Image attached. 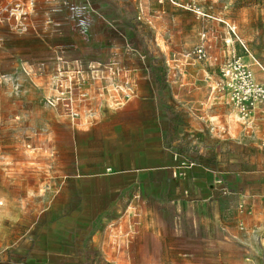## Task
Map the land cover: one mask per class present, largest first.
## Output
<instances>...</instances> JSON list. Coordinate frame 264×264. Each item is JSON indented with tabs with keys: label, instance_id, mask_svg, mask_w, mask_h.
<instances>
[{
	"label": "rangeland",
	"instance_id": "rangeland-1",
	"mask_svg": "<svg viewBox=\"0 0 264 264\" xmlns=\"http://www.w3.org/2000/svg\"><path fill=\"white\" fill-rule=\"evenodd\" d=\"M239 67L264 87V0H0V264H264V216L238 198L264 189L262 149L238 141L252 120L232 100ZM78 80L80 117L157 110L181 157L215 173L214 205L144 178L123 262L75 261L53 239L84 244L81 224L101 219L73 212L77 121L61 100ZM197 116L203 131L190 124Z\"/></svg>",
	"mask_w": 264,
	"mask_h": 264
},
{
	"label": "crops",
	"instance_id": "crops-1",
	"mask_svg": "<svg viewBox=\"0 0 264 264\" xmlns=\"http://www.w3.org/2000/svg\"><path fill=\"white\" fill-rule=\"evenodd\" d=\"M123 84L125 81H119L112 86L123 88ZM108 100H105L104 107L109 106ZM134 100L124 102L129 105ZM92 119L81 116L72 123L76 132L70 148L72 174L81 188L74 193L77 201L73 212L101 215V219L98 222L93 218L91 223L81 224V230L89 232L84 237V244L79 243L76 236L53 235L54 241L61 242L63 249H68V253L61 251L59 255L71 254L73 249L71 256L75 261H92L93 256H100L104 262H123L128 240L140 229V225L134 222V205L141 197L140 185L144 178L156 182V176H164L174 184L173 198L197 202L212 199L214 205L215 173L204 163L187 162L181 157L174 144H170V139L167 140L166 118L157 110L108 109ZM199 119L203 121L197 116V120L190 119V124L197 131H203ZM250 119V130H247L250 132L242 137L234 134V138L241 137L239 142L260 147L264 154V105L253 111ZM212 135H216L214 129ZM260 177L264 182V164ZM240 192L238 198L252 218L264 216V189L255 197L245 189ZM89 205H92L91 210ZM78 226L74 223V230ZM78 256L90 258L79 259Z\"/></svg>",
	"mask_w": 264,
	"mask_h": 264
},
{
	"label": "built area",
	"instance_id": "built-area-1",
	"mask_svg": "<svg viewBox=\"0 0 264 264\" xmlns=\"http://www.w3.org/2000/svg\"><path fill=\"white\" fill-rule=\"evenodd\" d=\"M204 36L205 35L203 34V37ZM192 54L197 60H203L206 58L205 49L201 45L196 46L192 51ZM239 69H242L240 70L242 82L241 84L239 82V85L234 87L232 100L243 118L248 119L252 112L255 111L256 107L264 105V87L255 83L251 75L243 68L239 67ZM60 78L59 76L54 77L56 83L60 82ZM125 81L126 84H129L127 80ZM78 85H80V80H78L77 83L71 81L69 87L64 90L66 97H62L61 100L63 101V106L72 121H77L80 118V113L78 112V108L74 107V103H76V101L85 100L88 97L86 93L80 91V88H77ZM76 91H78V94H76ZM127 91L128 93H124L122 96L124 100L129 99L134 95L130 88H128ZM64 93L62 92L61 94L64 95Z\"/></svg>",
	"mask_w": 264,
	"mask_h": 264
},
{
	"label": "bare ground",
	"instance_id": "bare-ground-1",
	"mask_svg": "<svg viewBox=\"0 0 264 264\" xmlns=\"http://www.w3.org/2000/svg\"><path fill=\"white\" fill-rule=\"evenodd\" d=\"M236 119H239V117L236 115Z\"/></svg>",
	"mask_w": 264,
	"mask_h": 264
}]
</instances>
